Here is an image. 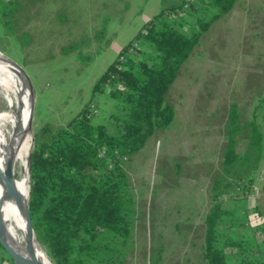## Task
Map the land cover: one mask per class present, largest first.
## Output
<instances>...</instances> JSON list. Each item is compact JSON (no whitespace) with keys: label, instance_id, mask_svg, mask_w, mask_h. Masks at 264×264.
I'll use <instances>...</instances> for the list:
<instances>
[{"label":"rangeland","instance_id":"rangeland-1","mask_svg":"<svg viewBox=\"0 0 264 264\" xmlns=\"http://www.w3.org/2000/svg\"><path fill=\"white\" fill-rule=\"evenodd\" d=\"M181 1L0 0V51L30 79L34 142L44 123L62 127L87 103L95 121L110 125L111 113L123 115L124 108L109 92L91 97L94 83L145 21ZM185 9L170 19L190 31L198 27L196 12H190L188 5ZM141 47L142 57L155 58L152 46ZM166 98L176 109L171 125L123 159L134 238L122 263L117 257L110 264L200 262L204 218L210 187L220 172L228 107L238 102L244 117L251 118L264 98V0H237L229 14L214 21ZM6 106L0 93V111ZM257 119L264 131V103ZM239 150H246L245 134ZM222 200L230 211L219 225L222 239L248 242L245 248L226 246L230 260L264 264V158L254 172L238 174ZM1 257L0 264H8Z\"/></svg>","mask_w":264,"mask_h":264},{"label":"trees","instance_id":"trees-1","mask_svg":"<svg viewBox=\"0 0 264 264\" xmlns=\"http://www.w3.org/2000/svg\"><path fill=\"white\" fill-rule=\"evenodd\" d=\"M236 2L182 0L163 7L143 23L93 85L91 97L109 92L124 108L123 115L111 113L110 125L95 121L87 103L64 126L55 128L46 122L35 133L29 210L36 235L42 237L54 264H110L117 257L122 263L134 238L132 196L123 159L143 148L156 131L171 125L176 109L166 98L170 85L204 33L229 14ZM187 5L190 12H196L198 23L190 31L170 19L186 11ZM141 45L154 48L153 60L142 57ZM263 103L264 98L251 118L244 117L238 102L228 107L220 172L210 187L197 264H236L238 260H230L226 246L245 248L248 244L242 239H222L219 225L230 212L222 194L231 189L238 174L254 172L264 158V131L257 119ZM244 134L246 150L240 151ZM0 256L16 264L1 242Z\"/></svg>","mask_w":264,"mask_h":264},{"label":"bare ground","instance_id":"bare-ground-1","mask_svg":"<svg viewBox=\"0 0 264 264\" xmlns=\"http://www.w3.org/2000/svg\"><path fill=\"white\" fill-rule=\"evenodd\" d=\"M0 93L7 100V106L0 111V229L28 263L53 264L36 232L31 234L26 216L30 198L29 162L34 142L29 125L32 91L22 70L1 51ZM7 171L16 180L18 196L7 195L3 176Z\"/></svg>","mask_w":264,"mask_h":264},{"label":"water","instance_id":"water-1","mask_svg":"<svg viewBox=\"0 0 264 264\" xmlns=\"http://www.w3.org/2000/svg\"><path fill=\"white\" fill-rule=\"evenodd\" d=\"M10 61L13 63L14 66H16L22 70V72L24 73V76L26 78V81L29 84L30 89L32 91V85H31L30 79L28 78V75H26L24 69H22V67L17 62H15L11 59H10ZM32 117H33V101H32V106H31V116H30V124H29L30 127L32 126ZM30 158H31V154H30ZM29 169H30V162H29ZM3 176L5 179V188H6L7 195L18 196L19 190L17 188L16 180H15L13 174L10 173L9 171H7L6 173L3 174ZM1 178H2V174L0 172V179ZM26 216H27L29 230H30L31 234H33L36 231H35L33 219H32V216H31V213L29 210V204H28V209L26 211ZM0 242L16 264H30V263H28V261L24 257V255L18 249H16L13 245L10 244V242L7 240L5 234L3 232H1V229H0ZM36 264H39V263L36 262Z\"/></svg>","mask_w":264,"mask_h":264},{"label":"built area","instance_id":"built-area-1","mask_svg":"<svg viewBox=\"0 0 264 264\" xmlns=\"http://www.w3.org/2000/svg\"><path fill=\"white\" fill-rule=\"evenodd\" d=\"M138 45V43H135V46H137ZM133 50V48L131 49V51ZM93 109V108H92Z\"/></svg>","mask_w":264,"mask_h":264}]
</instances>
